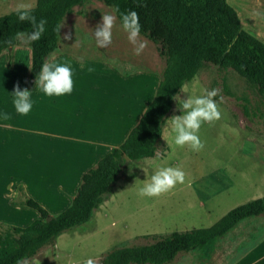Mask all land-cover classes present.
I'll return each mask as SVG.
<instances>
[{
    "label": "rangeland",
    "instance_id": "374dc122",
    "mask_svg": "<svg viewBox=\"0 0 264 264\" xmlns=\"http://www.w3.org/2000/svg\"><path fill=\"white\" fill-rule=\"evenodd\" d=\"M226 2L235 9L241 27L264 41V0ZM78 9V15L64 17L61 37L68 35L73 24L78 36L93 37L92 30L103 14L111 12L115 16L111 7L101 0H86ZM139 40L145 47L137 54L116 18L113 42L99 47L110 49L115 56L123 54L125 75L140 72L146 77V98L140 97L141 107L131 110L129 119L125 120L122 131L125 135L150 102L164 63L158 43L142 35ZM0 72V111L9 114L7 120L0 119V150L7 156L5 166H0L1 232L7 226H23L38 217L35 209L23 204L27 197L37 200L50 215L64 209L81 181V174L93 167L111 146L118 145L122 136L98 143V149L87 151L91 156L86 159L75 157L77 151L72 153L70 140L80 134L77 126L88 129L86 137L90 138L91 132L99 128V111H91V121L84 110L80 114L75 111V128L67 118L63 123V115L57 119L48 116L49 112L61 114V109L40 110L33 105L22 116L11 103L12 91L7 88L10 76L1 69ZM114 74L121 75L120 70L114 69ZM130 83L131 91L125 96H133L135 83ZM205 88L218 90L214 99L221 117L202 124L198 135L204 147L194 152L188 145L177 146L172 142L167 119L180 114V98L202 94ZM138 93L133 97L137 99ZM174 99L164 117L155 154L135 160L122 156L119 175L90 217L60 232L53 243L42 246L20 264H83L88 258L98 264L100 257L114 247L146 243L152 240L149 236L152 234L210 226L230 208L264 195V96L255 85L232 68L204 63L181 86ZM167 166L181 168L184 182L157 197L140 195L139 188L154 171ZM179 253L170 264H264V215L243 218L209 244Z\"/></svg>",
    "mask_w": 264,
    "mask_h": 264
},
{
    "label": "trees",
    "instance_id": "16d2710c",
    "mask_svg": "<svg viewBox=\"0 0 264 264\" xmlns=\"http://www.w3.org/2000/svg\"><path fill=\"white\" fill-rule=\"evenodd\" d=\"M83 1L36 0L34 15L37 20L45 18L47 23L41 38L27 43L30 78H36L45 57L57 45L62 18ZM101 1L112 10L117 9L113 12L118 20L121 12L135 10L141 24L140 35L159 44L164 63L154 95L124 140L82 173L64 209L50 215L37 200L24 199L23 204L35 209L38 217L0 232V264H17L30 258L42 246L53 243L60 232L85 222L119 175L123 154L129 160L153 156L175 95L204 63L232 68L264 96V41L241 27L235 9L226 0ZM31 30L27 21L17 20L14 10L1 14L0 52L18 41L17 32ZM259 214L264 215V195L230 208L210 226L152 234V240L146 243L114 247L100 257L98 264H168L179 252L205 246L241 219Z\"/></svg>",
    "mask_w": 264,
    "mask_h": 264
},
{
    "label": "crops",
    "instance_id": "0c3cea01",
    "mask_svg": "<svg viewBox=\"0 0 264 264\" xmlns=\"http://www.w3.org/2000/svg\"><path fill=\"white\" fill-rule=\"evenodd\" d=\"M28 2L36 4V0H28ZM16 3L17 0H0V15L14 10ZM82 3L74 5L71 12L67 13L64 17L78 15L80 12L78 6ZM64 17L59 25L57 45L45 57L44 62L57 61L69 62L71 64L75 70L73 73V91L71 94H66L60 97H48L39 91L35 84L36 78L32 79L28 75L31 61L30 47L27 43L22 44L19 40L0 52V69L1 71L3 70L6 76H10L7 88L11 91H13L14 87L17 85L20 88L25 87L28 90H31L35 109L42 110L45 108L44 110L48 111H52V108H55L56 110L61 109V114L59 112H49L48 116L50 118L54 117L57 119L63 115V123H65L64 119L67 118L70 125L75 128L76 121L74 120L75 116L73 115L75 111L80 114L84 110V114L88 117L89 121L92 120L91 111H99L101 119L97 124L99 125V128L91 132V137H86V132L89 131L88 129H83L82 127L79 128V126H77L80 134L76 137H72V140H70L72 153L77 151L75 157H82V160L91 156V154L87 155L88 150H96L99 148L98 143L114 141V136L119 134L122 136L121 142L124 140L127 135L122 134L124 132L123 127L125 126V120L129 119L131 110H138V108L141 107L140 99L142 98L140 97L146 98V77L140 72L125 75V60H123V54L121 53V55L119 54V56H115L111 53L110 49L100 50L95 43L94 37L78 36L75 24H73L68 31V37H61L62 21ZM72 19L74 18L72 17ZM89 66L94 70L89 72L87 70ZM17 67H19V69ZM117 68L120 70L121 75L116 76L114 74V69ZM125 76L127 77V80L124 82ZM114 78H117L118 80L114 81ZM132 81L135 83L133 86V96L139 92V97L137 99L133 96H125V94L131 91L130 82ZM115 84L119 85L114 87ZM96 115H98V113H96ZM94 119L96 118L94 117ZM91 143L92 146H87V144ZM114 146H111V148ZM84 148L83 155L79 156V152ZM6 158L7 156L0 150V166H5L7 163H5ZM61 171L62 170L59 172L61 173ZM65 178L69 179L68 181L71 180L69 176ZM191 250L182 253H188ZM241 253H244V251ZM168 264H170V262ZM196 264L199 263L197 262Z\"/></svg>",
    "mask_w": 264,
    "mask_h": 264
},
{
    "label": "clouds",
    "instance_id": "9594fccd",
    "mask_svg": "<svg viewBox=\"0 0 264 264\" xmlns=\"http://www.w3.org/2000/svg\"><path fill=\"white\" fill-rule=\"evenodd\" d=\"M34 3L28 0H17L14 13L20 22L27 21L32 30L29 32H17L16 39L22 44L37 41L45 32L47 23L45 18L37 20L34 15ZM117 11V9H113ZM116 17L111 13L101 16L100 22L92 30V36L98 47H106L112 42L113 28ZM59 27V26H58ZM119 27L127 34V40L134 46V51L139 52L145 47V43L139 40L141 24L135 10H128L119 14ZM68 37L67 34H65ZM89 72L94 69L89 66ZM74 68L69 62L46 61L38 71L36 76V86L45 96L60 97L71 94L73 91ZM11 103L15 111L26 116L32 109L34 100L32 92L27 88H20L18 85L11 92ZM218 96L216 88L203 89L202 94L186 95L179 99V115H173L168 120V126L172 135V142L177 146L188 145L192 151L196 152L204 147L198 133L205 123H212L219 120L221 112L218 109ZM177 101L176 99H174ZM9 114L0 111V119L7 120ZM185 180V173L179 167H158L150 176L148 182L139 188V193L146 197H157L161 193L167 192L177 184H182ZM20 264V261H17ZM83 264H93L92 258L85 259Z\"/></svg>",
    "mask_w": 264,
    "mask_h": 264
},
{
    "label": "water",
    "instance_id": "95a60500",
    "mask_svg": "<svg viewBox=\"0 0 264 264\" xmlns=\"http://www.w3.org/2000/svg\"><path fill=\"white\" fill-rule=\"evenodd\" d=\"M122 156H123L125 159H128V158L126 157V155L123 154ZM48 218H49V216H48Z\"/></svg>",
    "mask_w": 264,
    "mask_h": 264
}]
</instances>
